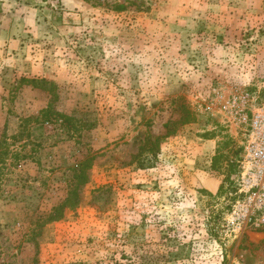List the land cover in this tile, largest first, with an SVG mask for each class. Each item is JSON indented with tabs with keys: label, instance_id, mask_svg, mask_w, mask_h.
<instances>
[{
	"label": "rangeland",
	"instance_id": "1",
	"mask_svg": "<svg viewBox=\"0 0 264 264\" xmlns=\"http://www.w3.org/2000/svg\"><path fill=\"white\" fill-rule=\"evenodd\" d=\"M245 99L264 0H0V264H264Z\"/></svg>",
	"mask_w": 264,
	"mask_h": 264
},
{
	"label": "built area",
	"instance_id": "2",
	"mask_svg": "<svg viewBox=\"0 0 264 264\" xmlns=\"http://www.w3.org/2000/svg\"><path fill=\"white\" fill-rule=\"evenodd\" d=\"M248 110L250 117L245 115ZM241 112L248 126V139L240 161L241 173L232 217L240 225L249 223L264 228V99L256 104H249L245 99Z\"/></svg>",
	"mask_w": 264,
	"mask_h": 264
},
{
	"label": "trees",
	"instance_id": "3",
	"mask_svg": "<svg viewBox=\"0 0 264 264\" xmlns=\"http://www.w3.org/2000/svg\"><path fill=\"white\" fill-rule=\"evenodd\" d=\"M33 82H34V84H36V86H38L39 82H37V81H33ZM151 151L153 152V148L152 147H151ZM151 154L153 155V153H151ZM78 178H79L80 182H82V180H83L82 178H84V174L80 175Z\"/></svg>",
	"mask_w": 264,
	"mask_h": 264
}]
</instances>
